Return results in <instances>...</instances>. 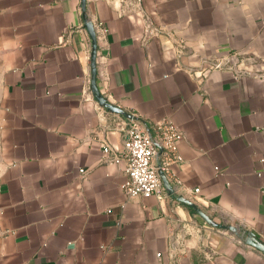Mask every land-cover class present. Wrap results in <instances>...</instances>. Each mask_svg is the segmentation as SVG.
Returning a JSON list of instances; mask_svg holds the SVG:
<instances>
[{
	"label": "crops",
	"instance_id": "1",
	"mask_svg": "<svg viewBox=\"0 0 264 264\" xmlns=\"http://www.w3.org/2000/svg\"><path fill=\"white\" fill-rule=\"evenodd\" d=\"M165 118L174 192L128 195L127 128ZM250 233L264 243V0H0V264H264Z\"/></svg>",
	"mask_w": 264,
	"mask_h": 264
},
{
	"label": "built area",
	"instance_id": "2",
	"mask_svg": "<svg viewBox=\"0 0 264 264\" xmlns=\"http://www.w3.org/2000/svg\"><path fill=\"white\" fill-rule=\"evenodd\" d=\"M240 63L235 54H231L220 62L213 63L210 68H220L226 64L237 66ZM236 77L244 71L234 68ZM182 132L170 118L162 119L153 126V131L143 125L139 119H132L127 128V138L124 143L123 156L127 161L126 181L123 188L128 195H141L150 197L164 196V185L160 171H166L178 161V140ZM109 146L104 151L109 152ZM159 157L161 163L155 160ZM85 169H81L84 175ZM199 189H196L198 191Z\"/></svg>",
	"mask_w": 264,
	"mask_h": 264
},
{
	"label": "water",
	"instance_id": "3",
	"mask_svg": "<svg viewBox=\"0 0 264 264\" xmlns=\"http://www.w3.org/2000/svg\"><path fill=\"white\" fill-rule=\"evenodd\" d=\"M83 6H85V0H83ZM87 28L89 30V32L91 33V36H92V39H93V51H92V61H91V67H92V74H93V78H92V82H93V87L95 88V91L98 93V90L96 88V85H95V80H96V72H97V64H96V54H97V38H96V32L94 30V26H93V23L91 22H88L87 21ZM99 100L104 103L105 105H108L107 104V99L105 97H103L101 94H99ZM110 108H112L113 110H116L118 112H122L124 113L123 110H121L120 108L118 107H115L114 105H109ZM161 173V177H162V180L165 184V186L171 191V192H174V189L172 187V185L169 183V181L167 180L165 174L163 171H160ZM182 199V198H181ZM200 213H202L204 215V217L210 222L212 223L213 225L217 226V227H222V228H230L232 230H236L237 228L234 227V226H229V225H225V224H221V223H217L215 221H213L210 217H208L206 214H204L201 210H199ZM247 243L261 249L262 251H264V243L261 242V241H258L252 233H250L248 235V238H247Z\"/></svg>",
	"mask_w": 264,
	"mask_h": 264
}]
</instances>
